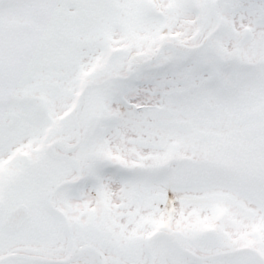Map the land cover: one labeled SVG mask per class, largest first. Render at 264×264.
Returning <instances> with one entry per match:
<instances>
[{
	"label": "snow or ice",
	"instance_id": "obj_1",
	"mask_svg": "<svg viewBox=\"0 0 264 264\" xmlns=\"http://www.w3.org/2000/svg\"><path fill=\"white\" fill-rule=\"evenodd\" d=\"M0 264H264V0H0Z\"/></svg>",
	"mask_w": 264,
	"mask_h": 264
}]
</instances>
